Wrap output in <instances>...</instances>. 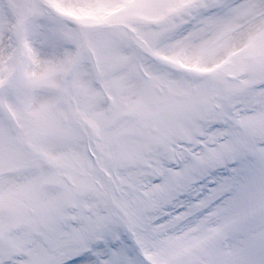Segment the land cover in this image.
Returning a JSON list of instances; mask_svg holds the SVG:
<instances>
[{
  "label": "snow or ice",
  "instance_id": "1",
  "mask_svg": "<svg viewBox=\"0 0 264 264\" xmlns=\"http://www.w3.org/2000/svg\"><path fill=\"white\" fill-rule=\"evenodd\" d=\"M0 264H264V0H0Z\"/></svg>",
  "mask_w": 264,
  "mask_h": 264
}]
</instances>
